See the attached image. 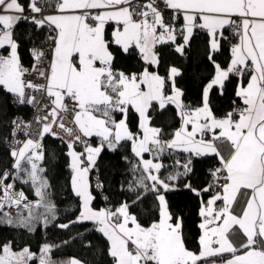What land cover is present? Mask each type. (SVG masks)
I'll return each instance as SVG.
<instances>
[{
    "label": "snow or ice",
    "instance_id": "1",
    "mask_svg": "<svg viewBox=\"0 0 264 264\" xmlns=\"http://www.w3.org/2000/svg\"><path fill=\"white\" fill-rule=\"evenodd\" d=\"M52 8V14H44ZM165 10L172 13L167 19ZM21 21L37 31L48 29L53 46L47 66L40 65L47 53L30 50L36 61L32 71H38L45 84L28 79L31 72L22 64L14 38ZM229 28L238 40L224 69L213 53L220 50ZM195 29L206 31L210 39L208 59L215 72L203 89L201 106L191 108L176 87L180 70L172 66L164 77L151 68L160 63L158 46L171 44L183 55ZM118 52H136L145 66L140 72L116 70ZM233 74L248 76L247 83L238 84L235 92L243 106L218 118L210 106V92L218 87L223 95ZM0 89L21 105L39 104L35 92L49 102L43 108L47 114L37 117L41 127L36 139L29 133L30 123L12 122L13 135L23 130L28 138L13 141L9 152L13 171L0 175V212L5 207L16 209L15 217L3 212L0 224L33 231L34 221L42 218L47 224L49 216L55 218V205L46 202L49 183L40 166L45 159L41 141L48 135L63 139V132L71 158L72 190L81 202L76 222L96 225L108 242L112 264H198L209 257H220V264H264V0H146L143 4L138 0H27L26 4L0 0ZM157 105L161 110L174 105L181 119L170 140H163L162 129L151 126L150 110ZM130 112L138 115L137 132L128 123ZM68 116L71 127L66 123ZM92 137L99 138V145L89 142ZM122 142L130 144L137 158L131 169L134 178L128 184V191L139 193L133 203L149 192L157 201L159 218L148 226L130 212L127 202L115 211L92 207L90 170L105 147L114 151ZM77 145H83V151H76ZM166 152L186 153L189 159L176 160L177 169L183 171L162 179L160 173L167 165L161 157ZM145 154L152 158L145 159ZM205 156L219 160L220 166L210 171L211 182L203 189L193 188L190 182L184 185L201 199L200 251L196 254L186 247L183 219L170 210L166 196L176 190L180 176L192 172L191 157ZM16 180L30 182L38 199L28 200L23 191H15ZM96 186L102 187L100 183ZM217 188L214 195L203 199L204 193ZM40 208L44 213H37ZM52 247L43 245L36 256L27 247L14 252L11 243L4 244L0 264H29L34 259L39 264H55ZM67 264L81 262L71 259Z\"/></svg>",
    "mask_w": 264,
    "mask_h": 264
},
{
    "label": "trees",
    "instance_id": "2",
    "mask_svg": "<svg viewBox=\"0 0 264 264\" xmlns=\"http://www.w3.org/2000/svg\"><path fill=\"white\" fill-rule=\"evenodd\" d=\"M53 9V8H52ZM49 9V10H52ZM172 15L170 10H165L166 19ZM182 21L177 22V28L182 25ZM111 29L109 28V32ZM226 39L221 41L220 50L213 53V59L221 65L227 66L230 61V49L236 42L237 37L232 30L226 29L224 32ZM48 29L37 31L28 22L21 21L14 29V38L19 44V54L24 67L33 63L31 49L41 48L46 45ZM209 37L204 30L196 29L190 39L188 46L185 47L184 54L181 55L174 50L171 44L160 45L157 48L160 63L158 68H151L158 71L161 76L166 77L169 68L172 66L180 70V75L175 78L178 88L184 93L182 99L185 105L193 108L202 103L203 89L213 78L215 71L213 63L208 59L210 53ZM178 43L182 39L178 38ZM145 65L136 52L131 55L117 53L114 67L118 71L126 73L140 72ZM246 75H230L225 83L223 95L219 93L218 87H214L209 96L210 106L216 116H224L236 106H241L240 99L235 95L237 84L244 81ZM168 91H170V86ZM11 94L0 89V175L5 170L13 171L11 166L12 157L9 155L8 139L13 132V121L17 112H23L20 107L11 103ZM27 111V109L25 110ZM151 124L162 129V139L170 140L174 131L180 126V117L174 105H168L161 110L158 105L150 110ZM115 118L120 114L115 113ZM128 123L133 132L139 131L138 115L134 112L129 113ZM92 142L97 141L98 137L90 138ZM45 152V159L40 162L45 169L44 175L49 183L47 192L51 198V203L55 205V218L49 216L48 223L43 219L34 221V230L26 228L0 224V246L11 243L13 249L26 246L36 256H39L40 248L44 243L53 246L50 252L51 259L55 264H67L71 259H80L85 264H112V258L108 255V242L106 238L96 230V225L90 221L76 222L75 217L80 210V199L74 194L71 186L70 159L67 155L68 148L64 140L54 138L50 135L42 140ZM178 157L183 159L184 153L177 152ZM166 155V154H165ZM127 157L128 159H125ZM170 155L165 156V161L169 160ZM192 172L187 176L177 179L176 190L167 193V200L170 210L183 219V235L186 247L193 252H199V228L201 205L200 197L184 188L186 183H191L193 188L203 189L212 180L210 170L217 168L219 160L215 156L191 157ZM136 162V157L131 152L130 144L122 142L116 150H109L107 147L101 152L97 159L96 166L90 171V191L94 200L92 206L99 208L107 206L115 211L122 203L127 202L131 205L130 212L135 214L138 220L145 226L157 220L158 205L155 196L148 193L143 198L133 203L139 193L128 191V184L134 176L131 171L132 164ZM136 175H139L137 173ZM94 176L97 180L94 179ZM10 180V179H9ZM8 182V181H7ZM100 183L102 187H97ZM15 189L22 188L31 201L36 198L34 192L26 187L25 184L15 181ZM215 190V189H214ZM213 190V191H214ZM142 191V190H141ZM213 191L204 193L203 199L206 201ZM37 213H44V209L36 210ZM3 213L0 212V215ZM26 215V212L22 213ZM14 214L13 216H15ZM68 224L67 228L60 225ZM220 258L209 257L206 258ZM30 264H38L34 259Z\"/></svg>",
    "mask_w": 264,
    "mask_h": 264
},
{
    "label": "built area",
    "instance_id": "3",
    "mask_svg": "<svg viewBox=\"0 0 264 264\" xmlns=\"http://www.w3.org/2000/svg\"><path fill=\"white\" fill-rule=\"evenodd\" d=\"M138 2L140 4H143V3L146 2V0H138ZM158 6L163 9V4L162 3H159ZM47 10H49V9H46L45 10V13H46ZM52 35L54 36L55 34L52 33ZM47 39H48V36H47ZM52 46H53L52 41H50L48 39L47 42H46V45L43 46V47H41V48H39L40 50H42L43 52H45V53L48 54L46 58H44V59H42L40 61V65L41 66L46 67L47 64H48V62L50 61V58H51V48H52ZM34 64H36V61L33 59V63L31 65L25 67V68L29 69V71L31 72V75L28 76V79L32 80V82L35 83V84H45L46 81L43 78L39 77L38 71H32V68H33V65ZM32 94L35 95L37 97V99L40 101L39 104H37V105H31V106L30 105H27V104L21 105V104L16 103L13 97H11V103L14 106L20 107L21 109L24 110L23 112H17L16 113L14 121H21V120H23L25 122L30 123L31 127L29 129V133H30V135H31V137L33 139H36L37 138V133L39 132L40 127H41V125L39 123H37V117H42V116H44V115L47 114L46 113V110H43V108H44V105L48 104L49 102H48L46 96H43L40 92H35V93H32ZM26 109H27V111H25ZM233 109H231V111ZM70 121H71V116H68L66 123H68V126L71 127L72 125H71ZM14 128H15V126L13 125V128H12L13 131H14ZM55 130L57 132H60V130L58 128L55 129ZM60 136L63 137L62 140H64V141H65V139H67V137H65V135H64L63 132H60ZM27 138L28 137L25 136L23 130H16L15 131V136L13 135V132H12L11 136L8 139V147H9V149H11V147L14 146V144H13V141L14 140L24 141ZM89 142L92 144L91 139L89 140ZM77 148L83 149V145H77ZM165 154L166 155H169L167 152ZM170 156H172L171 159H170L171 162H176V160H178V154H177V152H173ZM164 163L165 164H169L170 161L167 160ZM211 170H214V169H211ZM94 179L97 180L95 178V176H94ZM8 182H13V181L10 179ZM15 186H16V184H15ZM14 190L16 191V189H14ZM28 200H31V198L28 197ZM3 212H9L13 216L14 214H16V209L15 208L5 207L3 209Z\"/></svg>",
    "mask_w": 264,
    "mask_h": 264
},
{
    "label": "crops",
    "instance_id": "4",
    "mask_svg": "<svg viewBox=\"0 0 264 264\" xmlns=\"http://www.w3.org/2000/svg\"><path fill=\"white\" fill-rule=\"evenodd\" d=\"M20 2L21 3H27V0H20ZM52 12H54V8L52 9V10H47L46 11V13L45 14H52ZM181 21H182V19H181ZM183 22V21H182ZM196 30V29H195ZM194 30V31H195ZM55 34V33H54ZM237 40H238V38H237ZM237 40H236V42H237ZM209 42H210V40H209ZM235 42V43H236ZM229 63V62H228ZM228 67V65L227 66H223L222 68H224V69H226ZM177 68V67H176ZM215 72V71H214ZM214 75V74H213ZM239 77H241V76H239ZM247 80H248V76L246 75V79L242 82V81H239V83L238 84H240L241 82L242 83H244V84H246L247 83ZM237 84V85H238ZM177 87V86H176ZM179 89H181V88H179ZM170 92V91H169ZM183 100V99H182ZM202 104V103H201ZM201 104L199 105V106H201ZM199 106H196V107H199ZM243 105H241V106H239V107H242ZM196 107H193V108H196ZM115 114V113H114ZM113 114V115H114ZM225 116V115H224ZM224 116H217L218 118H222V117H224ZM118 119H120V118H118ZM117 119V120H118ZM180 121H181V119H180ZM181 125V124H180ZM151 126H153L152 124H151ZM154 127V126H153ZM180 127V126H179ZM178 127V128H179ZM177 128V129H178ZM176 129V130H177ZM172 138V137H171ZM99 143H100V140H99V138L97 139V141H94V142H92V145L93 146H96V145H99ZM77 148V147H76ZM182 153V152H181ZM185 155H184V157H183V159H180L179 157H178V159L181 161V162H186L188 159H189V157H188V154H186V153H184ZM165 154L161 157V160L163 161V163H164V158H165ZM144 158L145 159H151L152 157L149 155V154H145L144 155ZM69 159H70V157H69ZM136 160H137V158H136ZM165 164V163H164ZM170 166L171 167H165L164 169H162V171H161V173H160V175H161V178L162 179H165V178H167L170 174H173V173H175L176 171H183V169H177V167H176V164L175 163H173V165H171L170 164ZM219 167V166H218ZM70 170H71V168H70ZM92 170V169H91ZM90 170V171H91ZM71 176H72V173H71ZM181 177V176H180ZM175 184H177V180L175 181ZM216 190H218V188L217 189H215L214 191H213V193L211 194V195H214L215 194V191ZM92 193V192H91ZM93 195V194H92ZM210 195V196H211ZM38 199V197H36L35 199H33V201H36ZM240 200H241V203H243V200H244V197L243 196H241L240 197ZM48 202L49 203H51V198H50V196H48ZM81 203V202H80ZM218 203H222V202H218ZM52 204V203H51ZM93 207V206H92ZM94 208V207H93ZM100 208H109V207H107V206H102V207H99V208H95V209H100ZM42 209V208H41ZM239 209H240V204H238L237 206H236V210H237V212L239 211ZM80 210H81V207H80ZM80 210H79V212L77 213L78 215L75 217V221H77V217L79 216V213H80ZM200 219L202 220V218L200 217ZM201 220H200V223H201ZM199 223V224H200ZM201 230V229H200ZM201 235V234H200ZM5 244H8V243H5ZM46 243H44V245H45ZM48 245V244H47ZM43 246V245H42ZM41 246V247H42ZM26 246H22V248H18V249H13L12 248V250L14 251V252H20L22 249H24ZM41 249V248H40ZM189 249V248H188ZM190 251H192L191 249H189ZM199 251H200V249H199ZM32 253H34V252H32ZM195 253V252H194ZM199 252H197L196 254H198ZM39 254H40V252H39ZM77 260V259H76ZM220 260H221V258H210V260H207V259H204V260H202V261H200V262H198V264H214V261L216 262V264H220ZM31 263V261L29 262V264ZM38 264H39V262H38Z\"/></svg>",
    "mask_w": 264,
    "mask_h": 264
},
{
    "label": "rangeland",
    "instance_id": "5",
    "mask_svg": "<svg viewBox=\"0 0 264 264\" xmlns=\"http://www.w3.org/2000/svg\"><path fill=\"white\" fill-rule=\"evenodd\" d=\"M120 118V117H119ZM116 119H118V118H116ZM76 151H78V152H80V151H83V149H80V148H76ZM70 163H71V158H70ZM40 166H41V164H40ZM44 177H45V175H44V173L42 174ZM46 178V177H45ZM89 178H90V173H89ZM18 182H20V183H22L20 180H17ZM23 184H25V183H23ZM26 185V187L28 188V189H30L31 188V190L34 192V194H35V190H34V188L32 187V185H31V183L29 182V183H27V184H25ZM17 191H23V189L22 188H19V189H17ZM47 191V190H46ZM24 192V191H23ZM25 193V192H24ZM48 193V192H47ZM26 194V193H25ZM48 196H49V193H48V195H47V198H46V202H48ZM26 215H27V213H26ZM16 216V215H15ZM15 216H13V217H15ZM78 261H80L81 262V264H85L83 261H81L80 259H77Z\"/></svg>",
    "mask_w": 264,
    "mask_h": 264
}]
</instances>
